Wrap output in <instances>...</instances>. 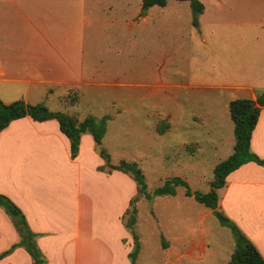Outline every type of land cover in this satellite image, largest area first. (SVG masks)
<instances>
[{
	"label": "rangeland",
	"instance_id": "obj_1",
	"mask_svg": "<svg viewBox=\"0 0 264 264\" xmlns=\"http://www.w3.org/2000/svg\"><path fill=\"white\" fill-rule=\"evenodd\" d=\"M199 1L197 27L186 0L143 12L141 1L132 0L126 13L125 1H117L106 19L112 24L103 28L104 47L86 52L82 84L60 88L65 100L38 102L78 120L104 117L101 147L111 163H135L148 191L175 177L190 192L209 190L214 165L234 144L228 102L248 97L237 86L250 83L256 66L248 65L264 47V0ZM124 14L135 17L129 30L118 25ZM100 167L106 172L104 161ZM172 187L171 195L135 202L136 264H227L230 228L185 186ZM159 234L170 246L160 247Z\"/></svg>",
	"mask_w": 264,
	"mask_h": 264
},
{
	"label": "crops",
	"instance_id": "obj_2",
	"mask_svg": "<svg viewBox=\"0 0 264 264\" xmlns=\"http://www.w3.org/2000/svg\"><path fill=\"white\" fill-rule=\"evenodd\" d=\"M117 1L0 0V100H43L46 106L50 98L65 100L60 88L82 84L86 52L104 47L103 28L112 24L106 19ZM121 1L126 13L132 0ZM134 18L124 14L114 23L129 30ZM259 52V61L248 65L256 66L250 83L244 75L245 85L237 86L249 92L248 99L264 89L252 85L253 79L264 84V47ZM249 146L264 160V105ZM102 164L87 132L80 135L77 154L70 158L68 139L55 119L24 116L0 131V194L21 210L36 234L42 264H129L133 240L122 215L136 195L135 184L121 171L104 172ZM217 196V209L264 258V166L248 161L232 170ZM19 240L12 220L0 208V264H31L28 253L16 245ZM159 241L162 249L170 242L163 234Z\"/></svg>",
	"mask_w": 264,
	"mask_h": 264
},
{
	"label": "trees",
	"instance_id": "obj_3",
	"mask_svg": "<svg viewBox=\"0 0 264 264\" xmlns=\"http://www.w3.org/2000/svg\"><path fill=\"white\" fill-rule=\"evenodd\" d=\"M140 12L145 11L151 6H164L167 0H140ZM183 1V0H179ZM188 1L192 26H198V17L203 11V4L199 0ZM264 105V90L258 92L254 99L235 98L228 102L229 117L233 123L234 144L232 152L222 161L216 163L213 167V178L209 182V190L205 193L190 192L187 184L180 178H171L164 182L163 186L157 187L148 191L144 182V177L141 170L135 163L118 161L111 163L108 153L101 147V137L103 134V120H96L93 117H85L78 120L75 117L65 114L60 111H51L41 104H27L22 100H15L9 103H3L0 100V131L7 124L24 116L30 117L35 121H44L55 119L59 131L68 139L70 158H74L77 154L79 138L82 133H89L94 142L95 150L98 156L104 161L106 172L118 170L127 174L135 184L136 195L129 200L128 207L125 209L122 220L124 226L128 229L132 236L133 245L127 253L129 264H136V258L139 252V241L136 233L133 231V226L136 221V206L135 202L138 198L150 200L154 196L171 195L173 194L174 184L185 186V194L192 197L202 204L204 207L212 210V213L219 221L228 226L231 230L234 247L230 253L227 264H264V258L260 255L252 242L240 231V229L224 214L217 209V189L225 183L226 175L232 170L238 168L243 163L253 161L258 165L264 166V160L259 158L250 150L249 142L252 130L256 124L260 107ZM100 169H103L102 167ZM0 208L12 220L14 227L19 235V242L16 244L23 247L28 253L31 264H42L45 259L41 251L36 245L35 236L25 220L21 210L5 195L0 194ZM161 245L165 243L161 241ZM13 247V246H12ZM9 250H7L8 252Z\"/></svg>",
	"mask_w": 264,
	"mask_h": 264
}]
</instances>
